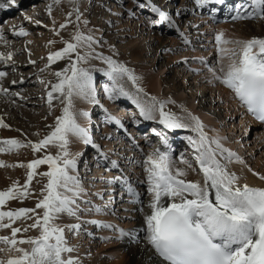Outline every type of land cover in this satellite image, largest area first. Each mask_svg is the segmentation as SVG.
I'll return each mask as SVG.
<instances>
[{
    "label": "snow or ice",
    "instance_id": "snow-or-ice-1",
    "mask_svg": "<svg viewBox=\"0 0 264 264\" xmlns=\"http://www.w3.org/2000/svg\"><path fill=\"white\" fill-rule=\"evenodd\" d=\"M10 2L14 4L15 0ZM134 2L139 8H150L152 12L159 15L160 21L166 20L170 27H175L171 17L153 4L152 0H145V2L134 0ZM207 2L208 0H195L197 6H203ZM54 3L59 4L60 0H54ZM215 3H223V0H215ZM249 8L236 5L232 19L264 20V0H249ZM51 11L52 6L49 5V14ZM73 12L77 22L76 31L70 40L63 41L65 45L63 48L50 52L47 57L49 65L65 57L70 60L67 67L54 73L58 82L52 84L51 91L48 92L50 107L54 99L53 93L63 96L62 114L56 117L52 131L35 143L32 141L25 143L15 138L0 141V152H10L22 147H31L33 152H39L48 146L58 148L55 155L48 152L26 165H7L0 161V166L3 167L20 166L28 169L25 190L20 191L16 182H13L11 187L0 191V206L9 199L29 195L27 187L36 174V168L40 165L48 166V171L40 173L47 178V184L41 189L42 198L38 200L35 208L0 211V229H10L11 233L10 236H0V243L6 245V248H0V253H7L5 257H0V264H81L79 257L71 255L77 251V246L69 244L65 236V228L72 235H79L84 224L110 229L117 233L114 237L117 240L125 237L137 239L136 229L125 230L119 225L96 219L81 221L78 215L82 211H91V209H81V203L88 205L92 202L84 199L88 193L78 175L77 168V161L82 153L69 151L70 137H75L84 145L91 144L100 158L109 159L101 146L93 142L89 129L77 122V115L88 117L89 113L82 110L79 113L74 111V96L90 103H99L95 98L91 72L78 66L86 63L89 58L99 59L107 65V68L101 71L112 82L111 87L104 86V93L109 99L116 95L127 96L136 104L144 120L157 121L169 130L190 129L196 133L195 137L188 136L187 140L193 149L199 171L203 174V183L184 179L187 172L184 169L174 168V162L168 150L161 151L157 148L142 161L146 181H138V183L146 182L147 191L151 196L148 205L151 213L144 216L146 225L144 239L154 250L155 255L162 260L163 264H264V187L241 184V178L229 169V165L234 160L244 164L243 159L224 146L222 140L226 137H209L204 131L202 121L191 112H188L186 117H180L166 111V106L174 104L175 101L170 97L161 99L148 96L139 83L142 77L136 75L134 69L113 59L112 56L97 52L96 46H99L101 41L94 37L92 30H89L87 34L80 30L82 13L78 5L74 7ZM73 12H69L68 16L71 17ZM25 19L31 18L25 17ZM158 22L149 21L150 24ZM35 23L41 24L39 20ZM67 23L71 21H66L59 27L63 29ZM83 24L87 26L89 21L85 19ZM16 34L28 35L23 28ZM180 35L184 38V43H189L184 33ZM0 38H3L2 29H0ZM52 43L54 41L50 40L49 44ZM215 43L217 51L215 65H209L203 57L193 59H198L205 65L211 74L209 83L219 81L224 84L232 90L248 113L256 120L264 122V38L228 40L220 31L215 34ZM227 44H233L236 47L231 50L222 47ZM81 48L85 49L83 54L79 51ZM164 51H170V49H164ZM72 53H75L74 60L71 59ZM225 57L230 60L226 66L221 63ZM11 59L12 53L7 55L0 53V61L6 63ZM185 62H187L186 58ZM29 63L35 62L29 61ZM191 70L199 72V69ZM5 75V72L0 71V77ZM125 78L135 88V97L118 83ZM0 91L7 93V89H0ZM144 96H148L147 101L142 99ZM180 107L183 108L182 105ZM104 111L107 113V109ZM106 120L123 127V124L110 114L106 115ZM0 127L9 126L0 120ZM155 134L160 137L165 149H168L167 137L159 132ZM104 138L110 137H101V139ZM134 162L129 160V163ZM181 163L192 168V164L183 158ZM110 164L113 169L119 168L117 160H110ZM120 171V175L111 177L106 182L109 185L120 183L129 194L130 203H142L140 193L133 187L130 177L123 173V169ZM254 175H258L259 179L264 181V175L258 173ZM94 195L103 199V195L99 192ZM111 199L110 196V202ZM93 207L97 213L102 211L98 205ZM36 209H41L42 214L37 213ZM139 210L143 212L142 207ZM62 214L74 217L78 222L64 226L55 223ZM21 218L33 219V222L23 229L13 227L14 222ZM29 229H37L39 235L17 238L18 233L27 232ZM102 239L110 240L113 237H102ZM21 245L29 247H21Z\"/></svg>",
    "mask_w": 264,
    "mask_h": 264
},
{
    "label": "bare ground",
    "instance_id": "bare-ground-1",
    "mask_svg": "<svg viewBox=\"0 0 264 264\" xmlns=\"http://www.w3.org/2000/svg\"><path fill=\"white\" fill-rule=\"evenodd\" d=\"M178 1L179 2L176 4L175 7L173 5L168 4L169 2L174 3L175 0H169V2H167V5H165L166 3H164L163 0L160 1L161 4L153 2V0L152 3L158 5L157 7H159L161 11L167 13L169 16H171L173 9H176L175 23L182 22L180 16H183L185 12H190L192 14V18H189L190 20L185 23L184 27L180 28V30L176 27V25L175 27H170L168 21L166 20L160 21L159 15L157 13L152 12L151 9L148 7L142 8L143 11L148 12L149 16L156 15L157 19L155 18V20L159 22L154 25H160V28L157 27L156 32H153L154 34L152 36L150 34L151 28H147L145 26V23L143 22H135L133 23V25L129 22V20H126L119 27V29L121 30L119 35L124 36L128 39V45L132 53H137V55L140 54L141 58L142 54L144 55L145 53L146 46L148 47L151 42H158V53H156V55H153L155 54V52L152 51L149 55L150 57H154L153 59H149L152 61L148 60L149 63L145 60H143V62L138 61L139 63H141L139 65L141 66V72L142 70L146 71V74H142V87L148 92H151L148 93L150 94V96H156L161 99H167L170 97L173 101H175L174 104L167 105V110H169V107L170 109L172 108V112L175 113L177 116L186 117L187 113L191 112L193 115L199 117V119L204 125V131L208 134L209 137H226V139L222 140L224 146L229 148L231 151L235 152L244 161V164H240L234 160L233 163L229 165V169L231 171H234L241 178V184L247 183L249 186L264 187V181L260 180L258 175H254V173L264 175V126L261 124H257L253 118L247 115L245 109L240 104L239 100L235 97L231 89L227 88L224 84L220 83L219 81H213L212 83H209L208 81L211 79V74L207 71L205 65L201 64L198 59H193L203 57L209 65H215L217 60L215 34L217 32L222 31L224 33V38L228 40H248L253 37L264 38V20H233L232 16L235 13L228 15L227 12H225L229 10L230 4L233 2V0H223V3L220 4L215 3V0H208V2L205 3L203 6H197L193 2L194 7L192 8H187L185 5L188 1L191 0ZM140 2H145V0H140ZM5 3L9 6L7 11H5V19L11 21L10 18L15 16L14 11L16 7L14 6H16V3L13 4L11 2H6V0ZM209 6H211V11L208 9ZM243 7L249 8V1H246ZM223 13L225 14L224 17ZM29 16H34L35 18L33 17L31 19L36 21L39 20L43 15L42 13L36 15L33 12L31 13L30 11ZM49 17H51V14H49ZM3 20L0 22V25H2ZM40 22V25H37L35 22H32V24H30V29L35 30L36 28L43 27V22ZM162 25H164V27ZM6 32H8L9 37H11L12 39L17 40L21 37L20 35L16 34L17 32H19V30L17 29ZM137 32H141V34L143 35L142 41H146L148 39V43L144 44L142 41L140 42L137 37L132 39L130 38L133 36H137ZM180 33L185 34L189 43H184V38L180 35ZM30 40L33 39L29 38L28 35L27 42H29ZM20 44L22 45L23 50L16 49L15 45L11 41L2 42L0 40V53L4 55L12 53V59L6 63L4 62V66H6L5 68H7L8 74L11 73L13 74L12 76L21 78L20 80H18L17 83H13L11 82V79L6 80L4 76L5 80L3 81V83H12L11 85H9L11 86V88L8 89L6 94L11 91V95L13 97H17V100L13 101L12 99H9L3 101L1 99L0 107L2 103L8 108H11L13 112L15 111V109H18L22 101L29 100V98L32 97V94H36L37 92L36 90L31 88L28 89L27 87L23 89L25 87V84H28V81L30 79L23 78L27 76V72H25L24 69L26 63L27 65L33 67L36 66L42 60V58L47 59L46 51H44L45 43L43 44L38 42V48L32 47L31 49L28 48L29 46L26 45V42L21 41ZM160 47L161 51H164V49H170V51H164L166 52V54L160 53ZM222 47L231 50L236 46L233 44H227L222 45ZM18 51L22 52L20 56H17ZM171 53H173L172 58ZM41 54H44L45 56L41 57ZM168 55H170V58H168ZM155 56H157V58ZM161 57H163L164 59L167 58L166 63L154 73L155 67L153 66L157 65ZM185 58L187 59V62H185ZM29 61H34L35 63H29ZM179 62L182 63V67L184 68L180 70V72L176 71L174 73L175 75L170 80L172 83L169 82L171 88L166 87L163 84V81L165 79L167 80L168 73L172 72L173 67L179 64ZM229 62L230 60L227 57L221 60V63L225 66ZM185 68L187 69V71H184ZM191 69H199V72L192 71ZM190 72H193V74L195 75L193 78H191V76L188 77V73ZM181 75L182 77H184L183 79H179V76ZM23 79L24 81H22ZM106 79L110 81L108 77ZM92 83H94V80L92 81ZM16 85L20 86L17 91H22V93H24L25 91L22 97H20L19 94L17 96V91H13L12 87H15ZM105 85L108 84H104V86ZM93 87L95 88V98L98 101L102 100V103L106 105L105 107L107 109V113L114 116L118 120H122L124 129L122 127V130L119 131L116 137L111 136L113 138L110 139L111 144L110 146H108V150L104 149L105 143L103 142L101 137L98 141L93 140L94 143L99 144L101 146V149L107 153L108 157L110 158L108 160L100 158L96 149L93 148L90 144L93 149V152H95V157L97 156V162L99 160L98 166L101 165L103 167H97L96 172L101 169L103 170V172L100 171L99 175L94 176L100 179V181L98 180V184L94 183L95 185L92 184L91 186H89V181L82 182L84 188L88 193V195L84 197V199L91 200L92 203L88 205L81 203V209H91V211H82L79 212L78 215L80 216L81 221L82 219H96L119 225L125 230H139V237L136 240H132L128 237L117 240L114 238L117 233L113 232L112 230L98 228L95 225L89 224L88 228L86 229L88 238L83 243H88V240L90 238V243L88 245L89 250L95 252L88 254L86 256L87 260L81 257L82 255H80V252H74L71 255L79 257L81 264H163L161 260H156L157 255H155L154 250L143 238L144 234H146L144 216L151 213V209L148 206L151 198L148 199L147 210L143 212V215H139V217H137L138 215L135 216L136 212L132 213V211L129 213V210H133L135 208V205L129 202L130 196L127 193L126 189H124L120 183H114L109 185L106 181L111 177L120 175L121 169H123V173L125 175L130 177L132 182H136L137 180L143 181L145 173L143 172V169H139L140 165H142V163L140 164V161L142 160L143 156L146 155L147 157L149 153L155 150L152 149V147H146L148 142L145 139L159 137L155 134V132H159L160 129H164L165 133L168 134L166 136L165 133L160 131L161 134L166 136L168 140L170 139L168 141V150L171 152V154L173 153V156L177 154L179 148L180 150L183 149V146H179L180 141L177 140L179 139L177 138L178 132H181L182 134L186 132L191 133L193 137L196 136V133L192 132L190 129L169 130L166 129L163 125H160L157 121L144 120L143 117L140 116L139 109L136 107V104L133 103V100L129 97L119 95L117 96L116 100L112 103L109 101V98L104 93V88L103 90H101V85H99V88L96 84ZM0 89H4V86H0ZM0 93L2 94L3 91H0ZM199 99L200 101L204 100L206 104H208L209 110L203 109V103H199ZM76 100L80 111L82 110L89 113L88 117L80 116V122L83 127H87L90 131V127H92L93 125V123L91 124L90 121L93 122L92 120L95 118L99 120V123L106 122L104 121V119L107 113H104L106 115L98 117L99 112H102L101 108L99 107V104L90 103L80 97H76ZM175 104L179 107L181 105L183 106V108L180 107L182 112H174L176 111ZM212 106L214 107L212 108ZM7 115L8 114L6 113L3 116H6L5 118L7 119ZM132 116L135 118L133 122H131L130 120V117ZM113 123L114 122H110L109 124ZM147 123L150 124L147 125ZM88 125L90 127H88ZM109 126L111 125H107L106 123L103 124L102 128L107 129L105 131L106 133L110 129ZM243 126H245L246 128L244 131ZM143 128L149 130L147 136H144L145 132H141V129ZM125 131L131 133L130 137L135 139L133 142L128 140L125 143V141H123L126 133ZM248 133L250 134L248 135ZM243 134L245 136L241 140L240 137ZM113 140H117V142L119 140L118 143L120 145H118V148L113 147L114 144H116L117 146V143ZM237 141L238 143H236ZM241 141L242 143L240 144V146H237ZM72 142L75 145L74 153L81 151L84 152V149L89 146L84 145L75 137H72ZM154 142L157 146V139H155ZM177 145L179 147H177ZM122 147H125L126 150L123 151ZM163 147L165 146L161 144L159 149L163 151ZM184 149H188V156L190 155L191 157H194L193 149L189 145V143L187 146L184 147ZM110 160H117L119 168L113 169L111 167ZM129 160H134L135 162L129 163ZM173 162L175 168V156ZM196 165L198 166L197 163ZM249 169H251V171H249ZM133 173L135 174V176H132ZM88 178L93 177L88 176ZM93 180L94 179H91L90 182ZM187 180L200 181L201 183H203V174H194V176L190 177V179L188 177ZM101 181L104 182L101 183ZM116 189H118L119 192H122V196L117 195L118 190ZM97 192L103 195V199H100L99 196L94 195V193ZM110 196L112 199L114 197H116L117 199L118 197L120 198V200H117L118 206H116L119 208L117 210L112 209L109 211L102 210L100 213H97L93 206H99L101 202H105L104 199H107ZM56 222L63 225L65 223L78 221L74 217H69L67 214H62L59 216ZM141 229H144V231H141ZM88 233H91V235H88ZM102 237H113V239L105 240L102 239ZM146 250L147 253H145Z\"/></svg>",
    "mask_w": 264,
    "mask_h": 264
},
{
    "label": "rangeland",
    "instance_id": "rangeland-1",
    "mask_svg": "<svg viewBox=\"0 0 264 264\" xmlns=\"http://www.w3.org/2000/svg\"><path fill=\"white\" fill-rule=\"evenodd\" d=\"M18 2L16 3V9L14 11V15L12 18H10L11 21L5 19H1L0 22L3 20V23L1 25L2 29V36L3 38H0L2 42L6 41H11L16 49L23 50L22 45L20 44L21 41L26 42V45L29 49L32 47L38 48V42L40 43H45L44 47L46 51V57H48L50 52L58 51L61 48H63L65 45L63 41L70 40L72 34L76 31V16L75 13L73 12L74 7L77 5L79 6V10L82 13L81 16V21L79 23V28L82 32L85 34L88 33L89 30H92L93 35L96 39L101 41V44L99 46H96V51L97 52H102L105 56H112L113 59L118 60L120 62H123L127 65V67L134 69L135 74L142 77L144 74H146V71L142 70L139 66L143 62V60L147 61L149 63L150 58L153 59L154 57H150V53L152 51L158 53V42H151L149 46L145 48V53L144 55H141L137 53H132L131 49L129 48L128 45V39L124 36H120V29L119 27L122 25L124 21H128L133 24L135 22H143L145 23V26L150 29V34L151 36L154 34L153 32H156L157 27L160 28L159 26H155L154 24H150L149 21H156L155 18L157 19L156 15H148V12H144L142 8L137 7V4L134 2V0H60L59 4L54 3V0H15ZM161 0H153V2L160 3ZM165 5H167V2L169 0H163ZM178 0H175L174 3L169 2V5H173L174 7L178 3ZM193 2L195 3V0L188 1L185 5L187 8H192L194 7ZM35 5V6H34ZM52 6V11H51V17H49V12H48V6ZM236 5H238V2L233 3V11L236 10ZM32 6V7H31ZM40 6V7H39ZM46 6V7H45ZM158 6V5H156ZM34 7V9H33ZM37 8V9H36ZM117 8V9H116ZM115 10V11H114ZM35 13L36 15L41 14V18L39 21L43 22V27L36 28L35 30H31V25L32 22H35L32 19H25V17H28L29 14ZM23 12V13H22ZM38 12V13H36ZM69 12H73V15L71 17L68 16ZM29 13V14H27ZM118 13V15H117ZM24 14V15H23ZM48 14V15H47ZM21 15V16H20ZM176 9H173V12L171 14V19L172 21L175 22L176 20ZM25 16V17H23ZM158 16V15H157ZM30 17V16H29ZM34 17V16H33ZM32 16L30 18H33ZM39 17V16H37ZM35 18V17H34ZM192 18V14L190 12H185L183 16H180V19L182 22H177L175 23L176 27L180 30V28L184 27V24L187 23L190 19ZM87 19L89 21V24L85 26L83 24V20ZM71 21V23H67V26L63 29H61L59 26L60 24L66 23V21ZM138 20V21H137ZM255 20V19H253ZM55 22V23H53ZM46 24V25H44ZM147 24V25H146ZM15 25V26H14ZM134 25V24H133ZM8 26V27H7ZM17 26V27H16ZM149 26V27H148ZM155 26V27H154ZM164 27V25H162ZM49 29H48V28ZM21 28L24 29L29 35V38L33 39L27 42L28 35L26 36H21L19 39H12L9 37L8 32L6 31H11L14 29L20 30ZM6 30V31H5ZM5 31V32H4ZM100 32V34H99ZM6 33V34H5ZM58 33V34H57ZM137 36L130 37L135 38L141 42L143 35L141 32L136 33ZM35 38V39H34ZM47 38V39H46ZM37 40V41H36ZM54 41V43L49 44V41ZM106 42V43H105ZM144 44L148 43V39L145 41H142ZM153 43V44H152ZM33 45V46H32ZM26 48V46H25ZM130 49V50H129ZM81 54L85 51V49L81 48L79 49ZM157 51V52H156ZM160 53L166 54V52L161 51L160 47ZM38 53V52H37ZM117 53H119L117 55ZM159 53V54H160ZM22 54L21 51H18L17 56H20ZM169 54V53H168ZM136 55V56H135ZM44 54H41V57H44ZM173 56V53H171V58ZM144 57V58H143ZM157 58V56H155ZM168 58H170V55H168ZM71 59H75V53L71 54ZM149 60V61H148ZM167 58L161 57L159 59V62L157 63L154 68V73L157 71L161 66H163L166 63ZM139 61V62H138ZM70 64V60L68 57H65L59 61H56L52 64H48V60L46 58H42V60L36 65L31 67L30 65H25V72H27V76L23 78H30L28 81V84H25V89L26 87L28 89H34L36 90V94H32V97L29 98L27 101H22L21 107L19 106L18 109H15L13 112L11 108H8L6 105H3L1 103V109H0V120H3L5 124H7L9 127H0V141L5 140V139H18L21 141H24L25 143L27 141H32L33 143L37 142L38 140L42 139L44 136L48 135L52 131V126L55 125L56 122V117L60 116L62 114V108L64 107V104L61 102L63 100V96H61L59 93H53L54 99L52 100L51 107L49 106L48 102V92L51 91V85L55 84L58 82V78L54 75L55 72L62 70L63 68L67 67ZM48 65L47 67H45ZM138 65V66H137ZM80 67H84L88 69L93 77L94 83L93 86L96 84L101 85V90L104 88V84H108L109 87H111L112 82L108 81L106 78L108 76L104 75L102 69H106L107 65L104 64L101 60L99 59H94V58H89V60L86 63L78 65ZM4 62L0 61V69L1 71L5 72V79H11L15 81L16 83L18 80L21 78L12 76L13 74L9 73L7 71V68H5ZM35 67V68H34ZM33 68V69H32ZM184 67H182V63L179 62L176 66L173 67V71L168 73V78L167 80L165 79L163 81V84L166 87H170L169 82L172 83L170 80L173 78L175 75L174 73L176 71L182 70ZM43 69V71H41ZM186 69V68H185ZM184 71H187V69ZM150 70V69H149ZM145 72V73H144ZM141 73V74H140ZM182 73V71H181ZM35 74V75H34ZM143 74V75H142ZM191 74V75H190ZM8 76V77H7ZM193 78L195 75L193 72L188 73V77ZM184 77L179 76V79H183ZM4 77H0V86H4V89L11 88L12 83L9 82L10 84H7L6 82L3 83L5 80ZM24 81V79L22 80ZM20 81V82H22ZM100 82V83H99ZM122 82V83H121ZM119 84H122L124 89L128 91L133 97L136 95V90L133 88L132 84L130 81H128L126 78L119 80ZM142 86V80L139 82ZM8 85V86H7ZM16 87V88H15ZM13 86V91H17L20 86ZM97 87V86H96ZM146 93H151L145 90ZM25 93V91H24ZM22 91H17V96L19 94L20 97L24 94ZM11 91L6 94L3 92L2 94L0 93V100L2 99L3 101L12 99L13 101L17 100V97H11ZM30 96V95H29ZM116 95L112 99H109L110 102H114L117 98ZM150 96V94H148ZM148 96L142 97L143 100L147 101ZM28 99V98H27ZM33 100V101H32ZM37 100V101H36ZM26 102V103H25ZM203 103V109L209 110L208 104L204 100L199 99V103ZM17 103V102H16ZM73 104H74V111L79 113L80 108L78 107V103L76 100V97H73ZM5 107V108H4ZM176 111L174 112H182L180 107L175 104ZM214 106H212L213 108ZM3 108V109H2ZM7 108V109H6ZM5 109V110H4ZM167 110L166 106V111L172 112V108L170 107ZM17 111V112H16ZM20 112V113H19ZM7 115V119L3 116L4 114ZM19 113V114H17ZM17 114V116H16ZM131 122L135 120V118L132 116L130 117ZM93 122L90 121L92 127H90V136L92 137V140L98 141L100 137H110V138H104L102 139L103 142L105 143V148L104 149H109L108 146H110L113 134L115 132H110V129L106 133L105 131L107 130L106 128H102L103 124L99 123V120L93 119ZM77 122L81 125L80 122V115H77ZM150 123H147L149 125ZM100 125V126H99ZM82 126V125H81ZM146 126V125H145ZM158 127V126H157ZM160 128V127H159ZM245 126H243V131L245 130ZM148 129L143 128L141 129V132H145L144 136H147L148 134ZM152 132V131H151ZM160 132V131H159ZM165 133V130L162 131ZM38 133V135H37ZM161 133V132H160ZM181 133V132H180ZM178 132L177 134V139L180 141L179 146H183V149L177 151V154L175 156V162H176V167L175 168H180L184 169L187 172L186 177H183L184 179H190V177L195 175H200L201 172L199 171L198 166L196 165L194 157H191L190 155L188 156V149H184L185 146L188 145V136H192L191 133H181ZM250 133H248L249 135ZM167 136L168 134L165 133ZM180 135V136H179ZM244 134L240 137L244 138ZM115 138V137H114ZM155 139H159V137H154L153 139H149L148 141H152L154 143ZM175 139V138H174ZM239 139V141H240ZM71 143L69 145V151L74 153L75 151V145L72 142V137H70ZM170 140V139H169ZM168 140V141H169ZM117 143L113 145V147H119V140H113ZM183 141V142H181ZM238 143V141L236 142ZM242 141L237 145L240 146ZM177 145V147H179ZM147 148L151 147L150 144H147ZM151 149V148H150ZM117 150V149H116ZM58 151V148L55 146H48L47 148L39 151V152H33L31 147H22L19 149L12 150L10 152H0V161L5 162L7 165H21L24 164L26 165L28 162H30L33 159H39L42 156H44L46 153L50 152L51 154L55 155L56 152ZM163 151H165L163 149ZM119 152V151H117ZM82 155L78 158L77 161V168H78V175L80 176L82 182H87L89 181L88 185L91 186L92 184H98L100 179L97 177H94L96 175H99V172H103V170H99L96 172L97 167H102L99 165V160L97 162V156L95 157L93 152L92 147L89 146L84 149V152H80ZM170 157L172 161L174 160V156L169 152ZM183 154V155H182ZM131 155V154H130ZM146 158V155L143 156L142 160L140 161V164L142 161ZM187 160L189 163L192 164V168H188L187 164L181 163V159ZM110 159V158H109ZM137 165V164H135ZM103 168V167H102ZM139 169H143V164L140 165ZM48 171V166L47 165H40L36 168L35 172L36 174L33 176V179L31 182H29L27 191L29 192V195L20 197L17 196L16 198L9 199L5 202L3 206H0V211H9V210H15L18 208H35L36 203L38 202L39 199L42 198L41 194V189L44 188V186L47 184V178L43 177L40 175V173ZM27 172L28 169L26 167H3L0 166V191H5L9 187L13 185V182H16L17 188L20 189V191H24V185L25 181L27 180ZM144 172V169H143ZM145 173V172H144ZM190 174V175H189ZM88 176H91L93 178H88ZM101 176V175H100ZM132 176H135L133 173ZM146 176V173H145ZM143 177V181H146V177ZM102 177V176H101ZM91 179H94L93 181L90 182ZM99 180V181H98ZM96 181V182H95ZM104 181H101V183ZM95 183V184H94ZM101 186V185H100ZM133 187L136 188V190L140 193V200L142 203L140 204H134L135 208L133 210H129V213H135V216L139 217V215H143V212L147 210V202L148 199L151 198L150 194L147 191V184L144 183H138V180L136 182H133ZM15 191V189H14ZM128 201V200H127ZM117 203L114 206V209L117 210L119 207ZM143 208V212H141L139 209ZM37 213L42 214L41 209H36ZM31 215V214H30ZM84 220H89V219H82ZM5 222H7V218H5ZM33 222V219H26V218H21L19 220H16L13 224V227H21L22 229L26 227L27 225L31 224ZM55 223H57L55 221ZM71 223H77V222H71ZM71 223H65L61 226L71 224ZM59 224V223H57ZM89 224H84L82 226V230L79 235H72L70 232L67 231L65 228V236L68 239V242L70 245H76L77 246V251L80 252L81 257L87 260V255L90 253H94L95 251H90L89 250V243H90V238L88 240V243H83L85 240L88 238L87 237V232L86 229L88 228ZM10 236V229H0V236ZM39 231L37 229H29L27 232H21L17 234V238H26L28 236H38ZM146 234H144L143 238L145 237ZM139 237V230L137 231V238ZM97 240V239H96ZM95 240V241H96ZM94 241V242H95ZM98 241V240H97ZM99 242V241H98ZM96 244V243H95ZM21 247H29L28 245H21ZM0 248H6V245L0 243ZM82 248V249H79ZM147 253V250L145 251ZM7 253H0V257H5ZM157 260V258H156ZM151 263V261H150Z\"/></svg>",
    "mask_w": 264,
    "mask_h": 264
}]
</instances>
